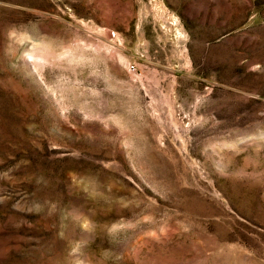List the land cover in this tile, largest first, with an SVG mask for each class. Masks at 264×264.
<instances>
[{"label":"rangeland","instance_id":"rangeland-1","mask_svg":"<svg viewBox=\"0 0 264 264\" xmlns=\"http://www.w3.org/2000/svg\"><path fill=\"white\" fill-rule=\"evenodd\" d=\"M0 264H264V0H0Z\"/></svg>","mask_w":264,"mask_h":264}]
</instances>
